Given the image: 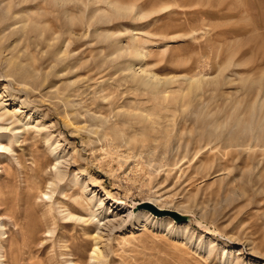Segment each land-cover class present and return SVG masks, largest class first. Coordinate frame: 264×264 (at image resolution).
Masks as SVG:
<instances>
[{"label":"rangeland","instance_id":"rangeland-1","mask_svg":"<svg viewBox=\"0 0 264 264\" xmlns=\"http://www.w3.org/2000/svg\"><path fill=\"white\" fill-rule=\"evenodd\" d=\"M55 2L0 0V264H264V0Z\"/></svg>","mask_w":264,"mask_h":264},{"label":"bare ground","instance_id":"bare-ground-1","mask_svg":"<svg viewBox=\"0 0 264 264\" xmlns=\"http://www.w3.org/2000/svg\"><path fill=\"white\" fill-rule=\"evenodd\" d=\"M47 1H49L50 3H51V5L52 6H54V8H56V7H60L61 8V6H58V5H56V0H47ZM65 1V0H64ZM48 4V3H47ZM109 4V7L111 6V7H116L114 4H112V2L111 3H108ZM58 8L57 9H55L57 12H58ZM51 9V8H50ZM53 9V8H52ZM126 9V8H125ZM118 10H120V7H118L117 8V11ZM119 13V12H118ZM75 23V22H74ZM74 26V24H73V20L71 19L70 20V23H69V30L70 31H72L71 29H72V27ZM133 50V49H132ZM64 51H66V50H63V52ZM132 52V51H131ZM133 53L134 54H132L134 57H136V60H137V62L139 63V61H140V58H141V54H140V52H139V50L137 49V48H134V50H133ZM70 59H72V58H70ZM65 61V60H64ZM69 61V60H68ZM71 61V60H70ZM138 68H139V73H141L140 74V76L142 75V74H147L148 72L150 73V71L146 68V66H142L141 64L138 66ZM155 75L154 74H152V77H154ZM156 77V76H155ZM154 77V78H155ZM139 78H142V77H139ZM144 78V77H143ZM146 78V77H145ZM134 80L136 81L135 82V84L138 82V85L139 86H143L144 87V89L145 90H147V91H149L150 93H152V94H156V91H157V87H156V83H157V81L156 82H153V83H151L149 80V78L147 79H145V80H143V81H141L142 79H138V78H134ZM155 80H157V77L155 78ZM141 81V82H140ZM187 82H186V84H185V86H186V91L187 92H185L184 94H183V92H181V97H183L184 98V95H187V96H189V93H191V92H193V91H195V90H197L198 88H200V86H201V84H203L202 83V80L201 79H199V78H192V77H189V79H187L186 80ZM138 86V87H139ZM184 91V90H183ZM157 92H160V91H157ZM180 93V92H179ZM5 109V108H4ZM10 110V109H9ZM18 111V109H13L12 111H11V114L13 115V114H15L16 112ZM7 113H9V111L7 110V108H6V110H3V112H1L0 113V117H2L3 115H7ZM11 114H9V115H11ZM11 115V116H12ZM138 115H140V117L142 116L141 114H138ZM138 115H136V117L138 116ZM13 117V116H12ZM18 134V132H16V130H12V137H16V135ZM12 137H8V139H11ZM3 148H8V146L7 147H5V145H2V144H0V149H3ZM58 158L59 157H55V159L58 161ZM59 162V161H58ZM58 162H57V164H58ZM56 164V165H57ZM55 166V165H54ZM57 167V174L59 175V178H62V175H63V173H62V171L58 168V166H56ZM55 167V168H56ZM82 190L83 191H86L87 190V187L86 186H84L83 188H82ZM44 194H47L48 196H49V194L48 193H44ZM89 202H93V205L94 206H96V209L94 210V211H92L91 212V214H90V219H88L89 221H93L94 220V217L97 215L98 216V210L99 209H101L102 208V206H101V204H102V202L100 201V200H95L94 201V196H91V197H89L88 199H87ZM105 211V210H104ZM146 211V210H145ZM143 214L145 215V216H147V217H150V215L148 214V213H146V212H143ZM64 217L65 218H67V219H74V222L75 221H77L78 222V220H82V221H86L87 219H84L82 216H80V215H77V214H75V213H73L72 211H70V210H67L66 211V213L64 214ZM100 217V216H99ZM101 218H102V216H101ZM82 221H79V222H82ZM94 223H95V225H96V228H97V230H96V236L94 235V239H97V238H100V235L98 234V229H99V225H100V218H97L96 220H94L93 221ZM1 223H0V227H1ZM49 231H51V230H49ZM96 241V240H95ZM97 243V242H96ZM99 252V250L97 249V248H93V250H92V257H95V256H97V254H99L98 253ZM1 256V255H0ZM1 261V260H0Z\"/></svg>","mask_w":264,"mask_h":264},{"label":"water","instance_id":"water-1","mask_svg":"<svg viewBox=\"0 0 264 264\" xmlns=\"http://www.w3.org/2000/svg\"><path fill=\"white\" fill-rule=\"evenodd\" d=\"M140 206L141 207H145V208H148L150 210H152L153 212L155 213H170V214H173L175 216H179L180 219H182L183 217H181V215L178 213V212H175V211H171V210H168V209H161L159 207H157L154 203L150 202V201H142L140 203ZM184 219V218H183Z\"/></svg>","mask_w":264,"mask_h":264}]
</instances>
